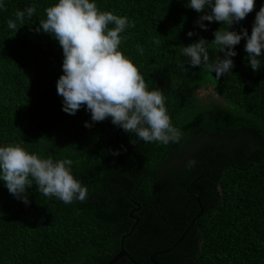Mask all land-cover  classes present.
Wrapping results in <instances>:
<instances>
[{
  "label": "trees",
  "instance_id": "1",
  "mask_svg": "<svg viewBox=\"0 0 264 264\" xmlns=\"http://www.w3.org/2000/svg\"><path fill=\"white\" fill-rule=\"evenodd\" d=\"M56 2L4 0L0 8V144L71 159L89 195L65 204L33 185L24 203L0 182V264H108L122 243L129 256L114 264H264V57L254 71L242 40L235 67L217 80L185 63L181 46L211 43L227 28L222 22L199 28L201 13L187 0H96L134 24L120 50L150 90L164 92L183 136L145 143L111 118L88 128L86 106L75 115L62 110V47L36 31ZM29 6L35 14L10 30L8 21ZM261 6L257 0L231 30L251 34ZM209 53L224 55L215 45Z\"/></svg>",
  "mask_w": 264,
  "mask_h": 264
},
{
  "label": "clouds",
  "instance_id": "2",
  "mask_svg": "<svg viewBox=\"0 0 264 264\" xmlns=\"http://www.w3.org/2000/svg\"><path fill=\"white\" fill-rule=\"evenodd\" d=\"M256 3L257 0H187L186 7L201 13L196 21L199 28L208 29L205 21L222 22L227 28L217 30L211 43L201 37L181 46L185 63L215 72L218 80L231 73L235 67L233 57L238 54L236 46L246 40L249 65L260 71V58L264 57V6L256 13L251 34L247 28L231 30L254 10ZM0 8H4V0H0ZM36 11L35 6L17 11L15 20L8 21V28L17 30V21L23 24L25 14L32 17ZM45 15L36 31L52 35L62 47L63 74L57 81V94L63 98L65 113L75 115L86 106L91 122L86 121L85 127L111 118L114 125L145 143L167 145L181 140L183 133L171 121L164 92L159 88L150 90L138 66L120 50L124 39L121 34L134 27L127 16L101 11L96 0H57ZM197 34L188 32L189 37ZM210 45L218 46L223 58H210ZM139 52L143 54L142 47ZM194 164L189 161L190 167ZM72 165L71 159L43 158L20 144H0V182L24 203L29 202L26 193L33 185L43 196L55 197L65 204L85 201L88 188L74 176Z\"/></svg>",
  "mask_w": 264,
  "mask_h": 264
},
{
  "label": "water",
  "instance_id": "3",
  "mask_svg": "<svg viewBox=\"0 0 264 264\" xmlns=\"http://www.w3.org/2000/svg\"><path fill=\"white\" fill-rule=\"evenodd\" d=\"M124 256H129L128 253L126 252V250L123 247V243L121 245V251L119 252V254L117 256H115L108 264H114L116 263L121 257Z\"/></svg>",
  "mask_w": 264,
  "mask_h": 264
}]
</instances>
